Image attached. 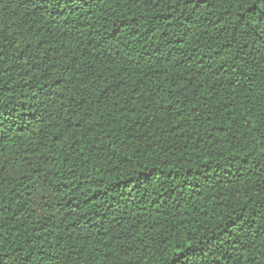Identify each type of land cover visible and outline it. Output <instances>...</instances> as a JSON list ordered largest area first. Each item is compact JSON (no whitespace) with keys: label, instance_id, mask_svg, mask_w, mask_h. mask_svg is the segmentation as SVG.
Here are the masks:
<instances>
[{"label":"trees","instance_id":"1","mask_svg":"<svg viewBox=\"0 0 264 264\" xmlns=\"http://www.w3.org/2000/svg\"><path fill=\"white\" fill-rule=\"evenodd\" d=\"M0 264H264V3L0 0Z\"/></svg>","mask_w":264,"mask_h":264},{"label":"snow or ice","instance_id":"2","mask_svg":"<svg viewBox=\"0 0 264 264\" xmlns=\"http://www.w3.org/2000/svg\"><path fill=\"white\" fill-rule=\"evenodd\" d=\"M262 3H264V0H261Z\"/></svg>","mask_w":264,"mask_h":264}]
</instances>
